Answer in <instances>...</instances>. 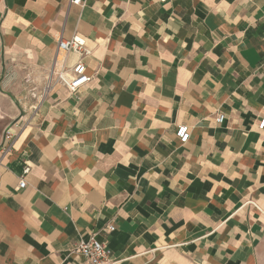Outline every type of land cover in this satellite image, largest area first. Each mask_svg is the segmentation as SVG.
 <instances>
[{
  "label": "crops",
  "instance_id": "obj_1",
  "mask_svg": "<svg viewBox=\"0 0 264 264\" xmlns=\"http://www.w3.org/2000/svg\"><path fill=\"white\" fill-rule=\"evenodd\" d=\"M71 1L0 0V264H264V0Z\"/></svg>",
  "mask_w": 264,
  "mask_h": 264
},
{
  "label": "built area",
  "instance_id": "obj_2",
  "mask_svg": "<svg viewBox=\"0 0 264 264\" xmlns=\"http://www.w3.org/2000/svg\"><path fill=\"white\" fill-rule=\"evenodd\" d=\"M71 3L77 6H83L84 2L81 0H72ZM59 52L62 54H69V52L75 53L79 56L78 63L73 67L72 71L73 74L69 78L65 74H58L57 81L63 86L66 87L67 90L75 94L83 89L90 81V76L87 74L86 65L84 64V60L87 57L91 56V49L87 44V40L81 37L80 35H74L69 39H65L63 37L59 38L58 43ZM8 74L4 77V87L8 88L9 86L13 85L18 78V75L14 71H8ZM50 81V80H49ZM28 82H31L30 80ZM44 90L40 93L39 96L34 94L33 91L32 96L35 100L40 101L43 100L51 90L50 84L47 83L44 86ZM226 116L219 115L216 119V123L218 125H222L225 121ZM20 125H15L13 128H18ZM261 130H264V119L261 120L259 125ZM179 142L181 144H186L191 138V129L187 125H180L177 128L176 134ZM16 138V135L10 130H6L2 136H0V147H4V144H11ZM10 146V145H9ZM8 149V148H3ZM30 168H26L24 171V175L21 178V182L19 184L20 190H25L27 188V182L25 177L29 174ZM0 189H1V181H0ZM113 227L110 228V231H114ZM74 254H78L83 256L87 263L89 264H109L111 262V251L108 249L107 245L96 240L94 235H91L88 239H80L77 243L75 250L73 251Z\"/></svg>",
  "mask_w": 264,
  "mask_h": 264
}]
</instances>
